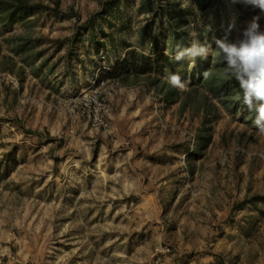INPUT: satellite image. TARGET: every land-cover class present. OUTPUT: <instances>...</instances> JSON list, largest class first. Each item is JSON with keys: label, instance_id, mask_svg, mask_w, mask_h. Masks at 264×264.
I'll list each match as a JSON object with an SVG mask.
<instances>
[{"label": "rangeland", "instance_id": "1", "mask_svg": "<svg viewBox=\"0 0 264 264\" xmlns=\"http://www.w3.org/2000/svg\"><path fill=\"white\" fill-rule=\"evenodd\" d=\"M255 15L0 0V264H264V136L214 42ZM192 31L212 53L175 60Z\"/></svg>", "mask_w": 264, "mask_h": 264}, {"label": "clouds", "instance_id": "2", "mask_svg": "<svg viewBox=\"0 0 264 264\" xmlns=\"http://www.w3.org/2000/svg\"><path fill=\"white\" fill-rule=\"evenodd\" d=\"M233 3H241L252 9H259L264 14V0H232ZM261 16L255 15L247 23L243 30L237 28L235 19L228 25L226 34L222 39H215L216 49L222 55L226 65L225 72L230 74L238 82L243 93V103L249 112H255L253 121L258 135L264 136V30H261ZM210 31V27H208ZM238 32L234 41L229 40L233 31ZM193 37L187 47H177L174 59L179 61L184 57L195 59L207 58L212 53V45L196 38L197 33H189ZM207 77L208 72L202 74ZM167 82L181 91L186 90L187 85L181 80L179 74H168Z\"/></svg>", "mask_w": 264, "mask_h": 264}, {"label": "trees", "instance_id": "3", "mask_svg": "<svg viewBox=\"0 0 264 264\" xmlns=\"http://www.w3.org/2000/svg\"><path fill=\"white\" fill-rule=\"evenodd\" d=\"M13 1H14V2H18V0H13ZM21 4H22V2H20V5H21ZM146 63H147V62H146ZM116 69H117V68L114 69V72L116 71ZM146 70H147V68L144 67V68H143L142 70H140V71H143V72H144V71H146Z\"/></svg>", "mask_w": 264, "mask_h": 264}]
</instances>
